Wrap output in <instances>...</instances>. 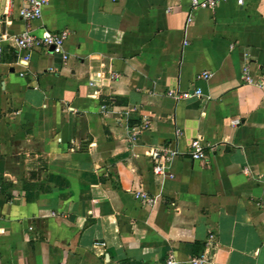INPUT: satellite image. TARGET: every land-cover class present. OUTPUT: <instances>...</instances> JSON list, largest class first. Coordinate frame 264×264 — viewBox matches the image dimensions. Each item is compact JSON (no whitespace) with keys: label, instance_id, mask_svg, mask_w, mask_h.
<instances>
[{"label":"crops","instance_id":"crops-1","mask_svg":"<svg viewBox=\"0 0 264 264\" xmlns=\"http://www.w3.org/2000/svg\"><path fill=\"white\" fill-rule=\"evenodd\" d=\"M0 39V264H264V0H0Z\"/></svg>","mask_w":264,"mask_h":264},{"label":"built area","instance_id":"built-area-1","mask_svg":"<svg viewBox=\"0 0 264 264\" xmlns=\"http://www.w3.org/2000/svg\"><path fill=\"white\" fill-rule=\"evenodd\" d=\"M9 6L13 2L17 3V13L19 18L25 23H31L40 18L43 8L48 4L49 0H5ZM190 9H209L214 10L217 6L226 3L228 0H189ZM239 6H242V0H236ZM68 31H61L59 33H53L49 30L43 29L40 35H35L31 33L29 28H25L18 35L12 37V48L17 51H29L35 48H45L50 51L51 54L59 56L63 62L67 60V55L64 53L63 46L68 38ZM2 39H0V57L3 54L4 46L2 44ZM201 78L203 81H206L208 78V73H201ZM246 81H249V78H245ZM167 95L172 96L176 99L186 98V97H201L202 93L199 88L194 89L191 92H178L174 90L167 91ZM234 125H238V121H233ZM205 147L201 145L198 139L193 140L190 143V157L192 160H199L202 158V153ZM166 150H156L152 149L149 152V156L155 162L153 167L154 173H159L162 169V165L157 163L161 158L167 159L165 157ZM135 198L146 203L152 202L151 199L146 197L145 194L135 193ZM190 264H208V257L204 254L194 256L189 260ZM165 264H173V259L169 256Z\"/></svg>","mask_w":264,"mask_h":264}]
</instances>
